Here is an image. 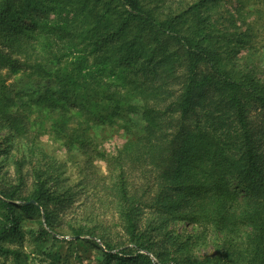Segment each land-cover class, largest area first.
<instances>
[{"label": "trees", "instance_id": "trees-1", "mask_svg": "<svg viewBox=\"0 0 264 264\" xmlns=\"http://www.w3.org/2000/svg\"><path fill=\"white\" fill-rule=\"evenodd\" d=\"M236 3L230 14L243 26L230 32L218 27L221 0H0V130L34 141L24 87L10 82L18 75L50 82L43 87L56 101L58 131L83 146L70 108L141 122L108 160L112 180L93 183L121 229L116 241L103 238L101 264H264V81L230 48L249 45L258 13ZM36 183L22 197L0 173V250L8 252L1 241L24 216L43 210L51 226L58 209L45 205L59 204ZM147 214L155 219L144 222ZM172 222L196 231L180 240ZM71 229L79 240L86 228ZM207 234L222 245L219 256H180Z\"/></svg>", "mask_w": 264, "mask_h": 264}, {"label": "rangeland", "instance_id": "rangeland-1", "mask_svg": "<svg viewBox=\"0 0 264 264\" xmlns=\"http://www.w3.org/2000/svg\"><path fill=\"white\" fill-rule=\"evenodd\" d=\"M239 1L242 3L238 7L241 11H257L258 14L253 15L258 18V30L249 45L243 49H240L241 44L232 42L231 52L241 66L246 70H253L264 81V5L260 0ZM221 2L218 27L233 32L235 28L243 26L241 20L234 22L233 19V10L237 8L236 0ZM225 2L227 3L224 5ZM50 16L51 19L55 18L54 14ZM249 18L251 20V16ZM31 50L30 60H34L40 54V47L36 45ZM11 81L24 87L22 109L29 116L34 141L12 139L6 128L0 130V149L10 146L9 154L0 156V173L5 182L16 186L20 184L22 190L19 194L22 197L36 187V182H45L59 205H45L48 211L58 209L53 215L51 226H45L43 210L31 217L20 218L19 224L12 227L1 241L8 252L0 250V264H101L103 256L100 249H105L103 238L110 237L116 241L121 229L116 226L118 216L109 207L110 200L99 197L93 183L98 181L97 177L106 183L112 180L113 173L108 160L117 154L128 139L142 132L141 122L134 120L135 123H126V116L119 117L107 112V121L103 122L98 115L88 119L84 113L70 108L67 117L74 114L77 120L70 121L69 128L72 132L78 129L76 135L85 136L87 143L83 146L75 135L74 138H69L58 131L59 124L55 123L59 112L55 110L56 101L51 93H44L43 87L50 82L22 75ZM41 96L42 100L39 99ZM71 197L74 200L68 202ZM63 201L68 203L67 207H62ZM152 219H155L154 216L147 214L143 221L151 222ZM79 225L86 229L81 239L76 240L71 228ZM169 228L180 236V240L196 231L193 226L184 222H172ZM225 237L237 243L242 241L238 234L221 236ZM213 239L209 234L194 238L193 244L187 251L180 253V256H188L189 253L193 258L202 260L206 256H219L223 247L219 243L214 244Z\"/></svg>", "mask_w": 264, "mask_h": 264}]
</instances>
